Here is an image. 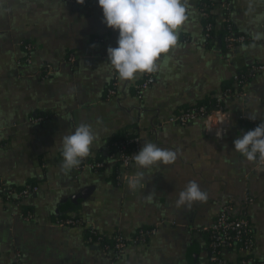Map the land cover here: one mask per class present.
I'll return each mask as SVG.
<instances>
[{"label": "crops", "instance_id": "0c3cea01", "mask_svg": "<svg viewBox=\"0 0 264 264\" xmlns=\"http://www.w3.org/2000/svg\"><path fill=\"white\" fill-rule=\"evenodd\" d=\"M200 2L190 0L193 14L180 31L168 68L154 72L138 97L141 74L121 82L105 64L106 49L117 46L118 32L101 22L96 0H0V180L39 188L20 202L19 208L31 213L29 219L0 196V264H11L15 250L22 253L23 264H210L208 238L200 227L211 223L223 204L239 211L247 198L251 254L264 263V171L233 150V141L247 132L240 114L257 126L264 120V71L247 82V98L224 99L227 116L223 123L213 117L214 132L200 119L186 125L168 119L182 108L212 103L235 72L252 62L264 64V40L255 42V48H243L252 43V32L264 31V21L253 23L256 15L264 14V0H255L251 14L248 0H230L228 18L248 40L228 59L221 52L220 32L205 42ZM221 13L217 7L212 10L217 30ZM27 41L34 44L31 62L25 61L22 46ZM71 54L75 61L68 60ZM47 63L53 70L44 78ZM113 81L115 93L109 95ZM248 113L258 118L249 120ZM35 116L42 118L28 120ZM81 122L90 123L98 134L92 159L104 158L110 139L125 131L137 133L140 148L152 142L178 149V158L174 164L145 170V187L141 184L135 191L128 188L137 171L133 160L125 179L115 177L111 164L77 177L73 170L64 175L61 137ZM193 180L207 191V201L177 209L179 192ZM83 189L80 200L70 199ZM151 191L155 198L149 201L145 196ZM63 215L78 216L105 234L130 236L142 226L156 232L143 244L128 245L115 259L101 245L87 243L82 226L56 225L55 219ZM222 255L236 264L241 253L227 249Z\"/></svg>", "mask_w": 264, "mask_h": 264}, {"label": "clouds", "instance_id": "9594fccd", "mask_svg": "<svg viewBox=\"0 0 264 264\" xmlns=\"http://www.w3.org/2000/svg\"><path fill=\"white\" fill-rule=\"evenodd\" d=\"M83 4L84 0H76ZM102 10V23L118 32L116 47L106 49L109 71L117 78L133 81L139 74L154 73L168 68L172 56L170 53L178 47L181 29L193 14L190 0H96ZM255 0H248V12L254 9ZM264 21V14L256 15L253 23ZM252 43L243 45L245 51L256 47L257 41L264 40V31L251 33ZM249 120H256L257 114L248 113ZM254 129L238 136L234 149L249 162L264 160V120ZM221 136L223 129H219ZM98 140V134L90 123H79L74 131L61 137L59 152L62 157L60 171L68 175L92 153V147ZM226 147V146H225ZM178 149L158 147L145 142L139 151L131 155L137 169L128 180L129 190H137L146 183L145 170L161 165L174 164L178 158ZM146 199L155 198L151 191ZM208 193L202 190L196 181H189L178 194L175 201L177 209H191L194 203H204Z\"/></svg>", "mask_w": 264, "mask_h": 264}, {"label": "built area", "instance_id": "2783aa9c", "mask_svg": "<svg viewBox=\"0 0 264 264\" xmlns=\"http://www.w3.org/2000/svg\"><path fill=\"white\" fill-rule=\"evenodd\" d=\"M76 1V0H72ZM200 13L204 20L203 32L206 43H211L214 39V31H216V24L212 15L213 8L217 7L222 11L220 26L222 31L221 41L222 47L221 52L226 57L233 53L234 49L248 40V37L240 33L232 24L228 18V9L230 7V0H200ZM24 50L27 52L25 61L31 62L30 52L33 50L34 44L31 42H22ZM68 60L70 62L75 61L74 55H69ZM53 70L50 64L43 65L42 75L44 78L48 77ZM264 71V64L261 62H252L247 65L244 69L237 71L232 76V82L229 86L225 87L221 92V95L210 104H195L180 109L177 113L169 116V121L179 124L186 125L189 122L197 119L202 120L206 129L209 132H214L213 117L216 116L219 122L226 119L224 114L223 101L228 97H240L247 98L248 94L245 90V86L257 73ZM153 73L141 74V81L137 85L136 95L140 97L143 91L150 85ZM116 82H112V86L108 89V94L112 95L115 93L114 86ZM42 117L35 116L30 117V122H38ZM247 131L254 129L257 125L254 123L246 122L243 114L239 115ZM223 123V122H222ZM221 123V124H222ZM134 135L124 140H118L113 142L107 151V154L102 159L86 158L78 168L73 169L74 176L77 177L84 170H90L97 172L104 169L107 165L111 164L116 166L115 177L117 179H125L126 171L129 167L132 156L140 148V137L135 132H130ZM220 134V132H217ZM1 141V138H0ZM255 169L264 171V160H258L255 163ZM39 190L36 184L26 183L20 188H15L0 180V196L7 202L13 203L18 207L21 214L29 219L31 217L30 212H25L19 208L22 199H25L31 195H34ZM250 199H244L242 208L239 211H234L230 203H225L220 208L215 219L200 227V231L207 235V249H208V262L210 264H232L227 262L223 258V251L236 249L241 255L236 264H260L257 263L251 254L254 245V239L252 229L250 225L249 216L247 213V205ZM55 223L58 226H82L85 232V240L87 243H96L101 245L102 237H109L111 243H104L101 247L105 251H110L114 258L117 259L123 255L126 248L130 244H143L147 239L152 236L156 229L155 227H139L133 235H124L119 231H114L111 234H105L98 230L93 225H86L82 219L78 216H67L64 218L57 217ZM11 264H23L22 253L19 250H15L13 253V259Z\"/></svg>", "mask_w": 264, "mask_h": 264}, {"label": "trees", "instance_id": "16d2710c", "mask_svg": "<svg viewBox=\"0 0 264 264\" xmlns=\"http://www.w3.org/2000/svg\"><path fill=\"white\" fill-rule=\"evenodd\" d=\"M219 32L222 34L221 29H220V30H217V28H216V31H214V37L216 36V33L219 34ZM219 36H220V35H219ZM133 135H134L133 133H129L128 131H125V132L119 134L118 136H116V137L110 139V141H109L110 146L112 145L113 142H116V141H118V140H124V139L129 138V137H131V136H133ZM100 159H102V158H100ZM116 171H117V170H116V166H115V167H114V173H116ZM29 184H34V183H30V182H29ZM11 186H12V185H11ZM12 187L20 188L21 186H18V187H16V186H12ZM59 217L64 218V217H67V216H64V215H63V216H59ZM104 243L110 244V243H111V239H110L109 237H102V238H101V245L104 244ZM255 261H256L257 263L264 264L263 262H260V261H258V260H256V259H255Z\"/></svg>", "mask_w": 264, "mask_h": 264}, {"label": "water", "instance_id": "95a60500", "mask_svg": "<svg viewBox=\"0 0 264 264\" xmlns=\"http://www.w3.org/2000/svg\"><path fill=\"white\" fill-rule=\"evenodd\" d=\"M86 194V189H83V190H79V193L78 194H74V195H72L71 197H70V199H72V200H80L79 199V196H84ZM68 208H71V207H69L68 206Z\"/></svg>", "mask_w": 264, "mask_h": 264}]
</instances>
